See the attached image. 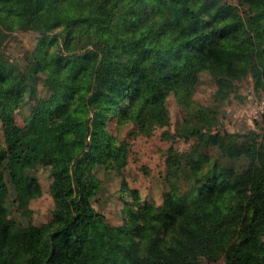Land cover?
<instances>
[{"label": "trees", "instance_id": "trees-1", "mask_svg": "<svg viewBox=\"0 0 264 264\" xmlns=\"http://www.w3.org/2000/svg\"><path fill=\"white\" fill-rule=\"evenodd\" d=\"M211 1L193 8L189 0H0L1 23L11 18L39 34L23 71L0 41L4 264H200L221 256L224 264H264V143L254 132L182 127L179 135L195 138L193 149L212 146L219 154L204 170L189 154L192 206H145L130 224L113 226L91 205L98 180L86 165L104 159L117 173L126 166L127 142L114 144L105 130L107 115L124 98V120L162 128L169 124L167 92L191 87L202 70L223 67L239 79L250 69L255 88L264 89V0H239L248 15ZM203 10L214 18L205 20ZM146 14L152 20L144 25ZM57 26L65 50L48 55L44 36ZM25 95L33 105L19 126L9 113ZM194 117L205 120L201 111ZM39 168H49L54 207L49 222L34 225L29 204L40 195ZM161 229L174 240L158 239Z\"/></svg>", "mask_w": 264, "mask_h": 264}, {"label": "rangeland", "instance_id": "rangeland-1", "mask_svg": "<svg viewBox=\"0 0 264 264\" xmlns=\"http://www.w3.org/2000/svg\"><path fill=\"white\" fill-rule=\"evenodd\" d=\"M211 0H189L193 8H198ZM222 3L237 8L245 15L246 5H240L239 0H220ZM215 2L214 4H216ZM150 10V7L147 11ZM203 17L210 21L213 17L203 10ZM246 15H248L246 13ZM152 20L150 15L142 19L144 25ZM223 20L215 19V24L222 25ZM264 24V19L259 21ZM253 24V36L257 30ZM62 29L55 27L44 36L47 43L48 55L57 47L63 50V41L57 35ZM0 41L2 49L9 61L20 70H26L31 54L39 47V34L23 31L19 24L11 18L0 22ZM239 37L244 34L239 31ZM221 42V41H217ZM70 48L71 45H68ZM117 53V51H116ZM43 75L36 79L39 94L44 93L42 87ZM165 104L169 115V124L162 128H139L131 121L121 116L122 110L129 105V98H124L114 106L105 120V130L114 144L126 141L128 153L126 166L119 172L111 163L104 159L94 160L86 165V173L97 180V190L91 198L93 209L101 214L107 223L113 226L130 224L133 213L143 207L154 208L158 211H171L176 204L194 205L192 198V181L190 173L195 166L190 159H196L204 170L208 163L218 157V152L212 146L193 149L195 138L186 139L179 134L182 127L192 124L202 127L205 132H254L258 140L264 143V89L254 86L247 74L239 79L232 78L225 68L205 69L199 72L198 80L191 87L177 94L168 91ZM32 101L25 95L10 111L13 121L22 126L32 109ZM203 112L205 120L200 121L194 115ZM0 154L6 155V143L0 121ZM190 154V156H189ZM191 159V160H192ZM40 195L33 199L29 208L32 210L30 221L34 225L45 224L52 218L53 200L49 192L51 176L49 168H39L35 173ZM19 221H24L20 214H14ZM25 222V221H24ZM158 239L170 243L175 236L169 230L161 229ZM264 243V236L262 237ZM224 256L216 261L203 258L200 264H224ZM0 264H4L0 256ZM16 264H24L16 262Z\"/></svg>", "mask_w": 264, "mask_h": 264}]
</instances>
